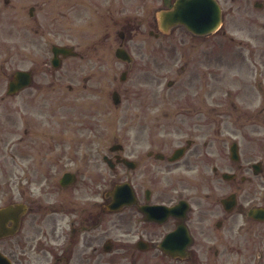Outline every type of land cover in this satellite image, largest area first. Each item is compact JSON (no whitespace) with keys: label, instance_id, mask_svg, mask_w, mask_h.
Listing matches in <instances>:
<instances>
[{"label":"flooded vegetation","instance_id":"flooded-vegetation-1","mask_svg":"<svg viewBox=\"0 0 264 264\" xmlns=\"http://www.w3.org/2000/svg\"><path fill=\"white\" fill-rule=\"evenodd\" d=\"M175 1L163 0L162 9ZM252 4L251 54L238 55L235 79L238 90L249 88L250 102L260 96L246 115L251 129L244 138L242 124L235 122L227 134L223 113L210 118V111L222 109L208 106L203 49L170 82L178 92L172 100L185 106L162 108L164 55L157 59L161 49L140 45L144 51L137 52L155 54L138 72L142 113L130 119L125 107V134L112 135L104 120L97 125V113L83 114L92 116L82 123L81 112L51 106L50 75L58 85L65 61L82 56L70 43L59 45L66 50L58 56L53 44L49 60L39 33L52 25L75 36L83 25L105 30L110 40L116 29L119 49L131 54L125 0H0V85L3 93L13 85L0 97L11 106L0 114V130L11 136L16 167L8 202L27 208L6 220L7 227L19 221L15 232L0 231V251L12 264H264V0ZM156 25L150 42L182 29L192 36L191 46L198 40L208 46V36L183 26L164 33ZM173 52L171 66L180 60ZM246 62L251 75L243 83ZM133 64L134 58L124 78Z\"/></svg>","mask_w":264,"mask_h":264},{"label":"rangeland","instance_id":"rangeland-1","mask_svg":"<svg viewBox=\"0 0 264 264\" xmlns=\"http://www.w3.org/2000/svg\"><path fill=\"white\" fill-rule=\"evenodd\" d=\"M219 1L224 8V26L207 38L208 46L204 47V43L199 40L192 42L194 45L191 46L192 36L182 29L174 30L172 34L163 37L162 43L150 42L149 32L150 30L157 31V14L163 8V0H125V23H133L132 29H126L125 47L134 58L132 73L127 79L129 82L125 84L120 80V76L122 71L128 68V65L116 58L115 50L120 47V38L116 36V29L112 31L111 39L106 40V31L99 28H84L85 26L82 25L80 32L75 36L70 32L63 36L55 26L50 25L47 31L39 33L40 41L43 46L48 48L49 60H51L52 45L65 43L75 44L76 51L82 55V58L65 61L59 72L62 75V81L58 85L53 83V77L50 75L49 103L51 106H65L66 109L81 112L82 123L89 121L92 116V114L90 116L83 114L97 113V125L104 120L106 123L112 124V135L125 134V107L129 109L130 119H139L142 113L143 106H140L141 99L139 101L138 98V72L142 69L145 59L155 54L137 52L138 50L144 51L140 45H151L150 47L145 46L151 51H154L155 48L161 49L160 55L157 54V59L164 55L162 63L165 64V67L161 69L162 82L159 96V106L162 108L185 106L183 104L185 102L176 103L172 100L178 97L173 96L175 89L168 87V82L177 80V72H180V67H184L187 62H192L194 53L198 52V55H201L203 49L204 52H208L209 63L208 106L222 109V111H210V118L212 120L219 119V115L223 113L224 131L227 134L233 132L236 122L242 124L243 129L240 133L246 138L251 129L250 118L246 115L249 114L250 106H257L260 93H256L255 99L250 102L252 95L249 88L244 87L246 89L238 90L235 79V63L239 54L245 56L251 54V48L247 44L252 39L249 26L251 25V14L255 12L252 4L255 0ZM261 32L264 35V31ZM33 34L36 35L35 32ZM231 38L233 41L230 40ZM174 40L178 41L177 47L172 46ZM174 48L178 51L179 56L177 57L180 60L175 66H171L174 62L170 58V53H175L173 52ZM167 50L168 52H166ZM141 54H143L142 59ZM50 72L55 76L57 74V71L55 72L52 67H50ZM243 74L242 82L248 83V78L251 75L249 62L243 65ZM2 85L4 84L0 85V97L4 95ZM115 91H118L121 96L119 105H115L112 100V94ZM101 104H109V106ZM0 106H3L0 114L8 113L11 107L9 100L0 103ZM105 111L109 113L106 115ZM67 114L68 111H66V117H68ZM1 121H3L2 116H0ZM133 128L136 127L133 126ZM20 133L21 131H18V134ZM10 141L11 136L8 130H0V185L2 184L0 206L10 204L8 199H10L11 191L8 184L11 181L13 169L16 168L11 157Z\"/></svg>","mask_w":264,"mask_h":264},{"label":"water","instance_id":"water-1","mask_svg":"<svg viewBox=\"0 0 264 264\" xmlns=\"http://www.w3.org/2000/svg\"><path fill=\"white\" fill-rule=\"evenodd\" d=\"M221 16L222 11L217 0H178L173 9L161 12L159 18L165 31L169 27L182 24L197 34L207 35L219 29ZM118 56L123 57L120 53ZM14 210V207L10 206L0 210V215L8 216ZM6 231L10 233L12 230ZM0 264L10 263L0 255Z\"/></svg>","mask_w":264,"mask_h":264}]
</instances>
